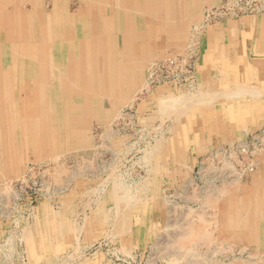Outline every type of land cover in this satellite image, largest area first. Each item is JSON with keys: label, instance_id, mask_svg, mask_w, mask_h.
Returning <instances> with one entry per match:
<instances>
[{"label": "rangeland", "instance_id": "374dc122", "mask_svg": "<svg viewBox=\"0 0 264 264\" xmlns=\"http://www.w3.org/2000/svg\"><path fill=\"white\" fill-rule=\"evenodd\" d=\"M197 4L0 0V264H264V0Z\"/></svg>", "mask_w": 264, "mask_h": 264}, {"label": "crops", "instance_id": "0c3cea01", "mask_svg": "<svg viewBox=\"0 0 264 264\" xmlns=\"http://www.w3.org/2000/svg\"><path fill=\"white\" fill-rule=\"evenodd\" d=\"M180 1H182V3H184V7L186 5L185 8H187L188 10H190V11H196L197 10V5H198L197 3L199 0H184V2H183V0H180ZM190 13H192V12H189V14ZM258 26L260 29H262L264 31V24L259 23ZM230 27H231V30L232 31L234 30L236 33H242L243 31L248 33L247 30H245V29L241 30V29H239L240 27H237L236 25H232ZM254 33H255V30H254ZM220 36H221V33H220L219 37ZM250 37H251V39H250L251 43L256 44L259 47V49L263 52V50H264V39H262L260 34L257 32V35L253 34V36H250ZM223 40H226L227 43L229 42L228 38L224 37ZM263 55H264V53H263ZM245 58H247V57L245 56ZM242 61L244 63L247 62L249 65V68L252 66L255 67L258 65L256 63V60H254V59H252L250 61L248 59H246V60L244 59ZM258 63L261 64L258 72H254L253 70L249 69V71L245 75L246 78L244 77L245 78L244 80L239 82V84L237 83L238 85L231 86L233 88V90L236 92L234 95L249 96L250 98H253V99L264 97V59L261 62L259 61ZM251 71H252V73H250ZM204 72L208 76V81H209L208 83L209 84H213L214 82L220 81L219 84H222L223 89L228 88L227 85L224 82H222L221 80L217 79L216 81H214L211 78V76L213 74L211 68L208 71H204ZM227 82L230 83V80L228 78H227ZM247 102H248V100L245 103H247ZM259 113H260V116H259L260 118H257V116H256L257 112L255 109H253L252 114H254L255 116L254 115H252V117L250 116L251 117L250 120L253 119L254 122H259L258 120H260L261 118L264 119V111H259ZM227 117H228V119H227V122L224 124V128L227 127V129L229 131L231 130V132L233 133L234 129H236L237 126H235L234 119L232 118L231 115H228ZM234 118H235V115H234ZM241 127H242V129H244L245 127H248L247 122H245L243 124V126L241 125Z\"/></svg>", "mask_w": 264, "mask_h": 264}, {"label": "bare ground", "instance_id": "6f19581e", "mask_svg": "<svg viewBox=\"0 0 264 264\" xmlns=\"http://www.w3.org/2000/svg\"><path fill=\"white\" fill-rule=\"evenodd\" d=\"M6 1V0H5ZM129 1V0H128ZM4 2V1H3ZM23 2V1H22ZM1 3H2V1H1ZM3 4V3H2ZM37 5H39V4H37ZM145 6V5H144ZM3 8V7H2ZM14 8V7H13ZM23 8V7H22ZM22 8H20V9H22ZM38 11V10H37ZM38 13V12H37ZM7 14V13H6ZM23 14V13H22ZM43 14H45L44 12H43ZM52 14V13H51ZM40 15V14H39ZM20 16V15H19ZM38 16V15H37ZM45 16V15H44ZM84 16V15H83ZM10 17V16H9ZM70 17V16H69ZM7 18V17H6ZM43 18V17H42ZM52 18V17H51ZM56 18V17H55ZM74 18V17H73ZM4 19H5V17H4ZM8 19V18H7ZM53 19V18H52ZM21 20V19H20ZM43 20V19H42ZM49 20V19H48ZM73 20V19H72ZM2 22V21H1ZM4 22V21H3ZM37 22V21H36ZM83 22H85V21H83ZM92 23L89 25V26H85V27H87V28H89V29H91V28H93L92 30V32L90 33V35H91V38H92V41H100V39H98L97 38V32H96V29H97V31L99 32V28H97V23H98V21L97 20H93V21H91ZM8 23V22H7ZM7 23H6V25H7ZM46 23V22H45ZM63 23V22H62ZM5 24V23H4ZM95 24V25H94ZM36 25V24H35ZM71 25H73V24H71ZM84 25V24H83ZM83 25H82V27H83ZM15 26V25H14ZM62 26V25H61ZM64 26V25H63ZM2 27V26H1ZM4 27V26H3ZM2 27V28H3ZM7 27V26H6ZM58 27V26H57ZM81 27V28H82ZM84 27V28H85ZM4 29V28H3ZM36 30V29H35ZM82 30V32H83V29H81ZM1 31H2V29H1ZM37 31V30H36ZM102 32V31H101ZM68 33V32H67ZM99 34V33H98ZM37 35V34H36ZM9 36V35H8ZM103 36V35H102ZM34 37V36H33ZM22 40V39H21ZM34 40V39H33ZM5 41V40H4ZM8 41H9V39H8ZM19 41V40H18ZM109 41H110V39H109ZM39 42V41H38ZM73 42V41H72ZM102 42V41H101ZM44 43H47V42H44ZM8 44V43H7ZM110 44V43H109ZM21 45V44H20ZM41 45V44H40ZM50 45V44H49ZM76 45V44H75ZM9 46V45H8ZM10 46H11V44H10ZM18 46V45H17ZM31 47V46H30ZM29 48V47H28ZM43 48V47H42ZM94 48H95V45H94ZM72 50V49H71ZM76 50H77V48H76ZM11 52V51H10ZM38 52H39V50H38ZM43 52V51H42ZM9 54V53H8ZM75 54V53H74ZM79 54V53H78ZM11 57V56H10ZM54 57V56H53ZM73 56H71V58H72ZM19 58V57H18ZM40 58V57H39ZM26 60V59H25ZM68 60V59H67ZM44 62V61H43ZM43 62H41V63H43ZM54 63V62H53ZM10 64V63H9ZM55 64V63H54ZM68 64V63H67ZM28 65V64H27ZM40 65V64H39ZM13 66V65H12ZM43 66H44V64H43ZM18 67V66H17ZM40 67V66H39ZM19 68H17V70H18ZM43 69V68H42ZM27 70V69H26ZM15 71V70H14ZM61 72V71H60ZM68 72V71H67ZM89 72V71H88ZM13 73V72H12ZM16 73V72H15ZM45 73H46V71H45ZM62 73V72H61ZM18 74V73H17ZM11 75H13V74H11ZM56 75V74H55ZM13 77H15V76H13ZM26 77H27V74H26ZM24 78V77H23ZM28 78V77H27ZM46 78V77H45ZM16 79V78H15ZM41 79V78H40ZM23 80V79H22ZM13 81H14V79H13ZM16 81V80H15ZM23 83V82H22ZM45 85V84H44ZM5 88V87H4ZM50 88V87H49ZM33 89V88H32ZM5 90V89H4ZM33 91H35V90H33ZM34 98V97H33ZM35 99V98H34ZM19 108V107H18ZM15 111V110H14ZM37 116H38V114H37ZM20 117V116H19ZM36 117V116H35ZM31 118V117H30ZM36 120V119H35ZM25 123V122H24ZM38 123V122H37ZM27 125V124H26ZM24 126V125H23ZM38 126V125H37ZM21 128H22V126H21ZM36 128V127H35ZM26 129V128H25ZM38 130V129H37ZM27 135V134H26ZM20 136V135H19ZM36 136V135H35ZM21 138V137H20ZM24 138V137H23ZM22 139V138H21ZM24 140V139H23ZM228 166V165H227ZM232 175V174H231ZM226 177V176H225ZM227 185V184H226ZM209 189V188H208ZM210 190V189H209ZM223 190V189H222ZM226 192V191H225ZM218 194V193H217ZM261 197V196H260ZM167 200V199H166ZM247 204H245L244 206H246ZM243 206V205H242ZM243 206V207H244ZM247 208V207H246ZM246 211V210H245ZM260 211V210H259ZM258 211V212H259ZM243 213V212H242ZM264 214V213H263ZM247 215H248V213H247ZM252 218V217H251ZM245 220V219H244ZM247 220V219H246ZM264 220V219H263ZM260 221V220H259ZM239 222H240V220H239ZM247 223V225H248V222H246ZM245 225V224H244ZM243 225V226H244ZM255 225H257V224H255ZM199 226V225H198ZM249 227V226H248ZM260 228V227H259ZM196 229V228H195ZM261 230V229H260ZM204 231H206V230H204ZM249 231V230H248ZM261 232V231H260ZM250 233V232H249ZM202 234V233H201ZM197 236V235H196ZM196 239V238H195ZM198 245V244H197Z\"/></svg>", "mask_w": 264, "mask_h": 264}]
</instances>
